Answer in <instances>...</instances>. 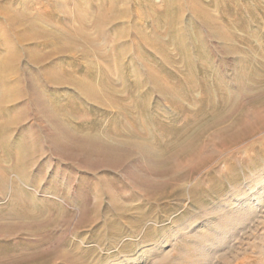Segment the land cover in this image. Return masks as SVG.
Here are the masks:
<instances>
[{
    "label": "bare ground",
    "instance_id": "6f19581e",
    "mask_svg": "<svg viewBox=\"0 0 264 264\" xmlns=\"http://www.w3.org/2000/svg\"><path fill=\"white\" fill-rule=\"evenodd\" d=\"M50 1V6L39 8L43 1L0 0V198L12 199L10 210L15 213L14 207L21 204L18 220L0 221V239L12 238L10 230L15 224L27 230L35 223L32 215L36 210L25 205L32 197L22 180H30L39 164L47 165L49 153L69 155L71 161H62L84 169L93 179L100 170L112 171L137 160L151 171L171 170L167 177L178 189L185 183L180 184L182 172L191 166L184 170L177 166L196 160L210 140L225 143L241 128L259 122V128H264V44L251 45L249 30L259 21V13L264 15V0ZM63 3L68 8H61ZM142 5L139 20H134L133 9ZM150 17L154 22L147 32L142 20ZM107 39L112 43L111 51L105 50ZM131 39L139 50L133 48ZM152 51L160 65H150L146 73L150 84L140 78L132 88L137 99L128 101V83L119 70L135 74L136 61L143 58L142 64L149 65ZM217 52L231 58L229 67L236 73L238 91H229L230 86L224 89L227 77L212 65ZM82 63L86 64L84 69ZM78 71L82 74L77 75ZM214 84L218 100L204 99L205 108L185 120L187 124L177 128L170 139L171 130L165 125L158 123L157 132L151 133L149 122H139L135 113L142 108L151 117L148 102L155 92L179 109L181 97H192L198 87L209 95ZM143 87L149 92L141 102ZM60 90L66 92L53 102L49 92ZM71 101L81 102L82 107L68 109ZM84 105L97 106L98 115L110 118L109 123L96 127L95 133L85 129L75 120L86 115ZM131 118L135 125L125 136V130L133 125ZM93 158L99 159L98 167L79 163L82 159L92 162ZM105 178L98 177L102 184ZM135 184L134 190L158 202L149 195L151 189ZM97 191L101 193L99 187ZM114 195H108L113 212H133ZM95 199L92 225L107 215L103 197ZM21 232L19 229L17 237Z\"/></svg>",
    "mask_w": 264,
    "mask_h": 264
},
{
    "label": "rangeland",
    "instance_id": "374dc122",
    "mask_svg": "<svg viewBox=\"0 0 264 264\" xmlns=\"http://www.w3.org/2000/svg\"><path fill=\"white\" fill-rule=\"evenodd\" d=\"M39 1H43L39 8L52 4L50 0ZM144 7L133 9L134 20H139ZM61 8H68V5L63 3ZM259 14V21L249 26L251 45L258 47L260 43L264 44V15ZM151 21L154 22V18L142 20V28L147 32H151ZM203 30L209 34L207 29ZM105 43V50L111 51L112 43L108 39ZM131 43H134L133 39ZM133 48L139 50L134 44ZM239 50L243 54V50ZM219 55V52L215 53L212 65L226 75L224 89L230 86L229 91H238L236 73L232 66L229 67L231 58ZM140 59H136L135 74L119 70L128 83V101L137 99L133 96V85L140 78L150 84L147 69L151 64L159 66L156 62H161L154 60L157 58L153 51L149 65L147 62L143 65V58ZM83 65L86 67L82 63V69ZM81 74L82 71L77 72V75ZM216 90L214 84L208 95L203 87H198L192 97L180 98L179 109L155 92L152 101L148 102L151 117L142 108L135 113L139 122H149L151 133L157 132L155 126L158 123L165 125L171 130L167 137L170 139L177 128L187 124L185 120L205 108L202 106L204 99L218 100ZM61 92L66 90L50 91L49 94L54 96L51 100H60ZM148 92L146 87L141 88V102ZM128 93L135 99L127 97ZM80 106L81 102L71 101L68 109L77 110ZM83 109L86 115H78L80 117L75 120L92 133L96 127L103 128L110 121V118L98 115L95 105ZM130 120L132 122V118ZM132 124L125 130V136L131 134L135 125ZM259 127L260 122L238 130L227 138L229 141L226 139L228 148L226 142L210 140L204 152L197 153L196 160L185 161L186 166L184 162L177 166L178 170L191 166L182 172L180 184L185 183L178 189L174 188L173 182L170 184L171 177H167L171 176V170L151 171L137 160L118 166L113 172L100 170L98 177H107L102 184L97 176L93 179L84 169L65 164L62 159L71 161L69 155L49 153V163L39 164L30 180H22L32 197L25 205L36 210L32 215L35 223L28 231L15 224L11 227L14 232L11 228V233L7 231L13 237L0 239V264H264V152H261L264 128ZM98 161V158H93L92 162L82 159L79 163L83 167H98ZM109 179L114 183L108 182ZM132 184L151 189L149 195L158 202L149 201L143 193L134 190ZM98 187L101 193L97 191ZM110 192L120 204L130 205L133 212L126 215L113 212L108 198ZM102 197L107 215L92 225L95 221L93 208L98 200L95 198L102 200ZM12 204V199L0 198V221L15 222L20 218L17 213L21 204L14 207L16 213L10 210ZM141 216L146 219L141 221ZM18 228L23 232L17 237ZM65 252L69 255L63 256Z\"/></svg>",
    "mask_w": 264,
    "mask_h": 264
}]
</instances>
